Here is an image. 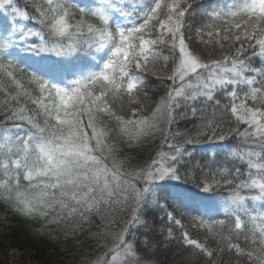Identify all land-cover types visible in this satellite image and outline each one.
I'll return each instance as SVG.
<instances>
[{
  "label": "snow or ice",
  "instance_id": "snow-or-ice-1",
  "mask_svg": "<svg viewBox=\"0 0 264 264\" xmlns=\"http://www.w3.org/2000/svg\"><path fill=\"white\" fill-rule=\"evenodd\" d=\"M0 207L36 264H264V0H0Z\"/></svg>",
  "mask_w": 264,
  "mask_h": 264
},
{
  "label": "trees",
  "instance_id": "trees-1",
  "mask_svg": "<svg viewBox=\"0 0 264 264\" xmlns=\"http://www.w3.org/2000/svg\"><path fill=\"white\" fill-rule=\"evenodd\" d=\"M10 218L14 222L12 227L3 221L0 222V264H36V262L47 260L53 253V246L47 239L38 238L34 234V227L37 225L21 220L13 214ZM18 220L25 223L16 226ZM13 250L23 253L22 262L19 258L13 257ZM55 251L58 252L59 249L56 248Z\"/></svg>",
  "mask_w": 264,
  "mask_h": 264
}]
</instances>
